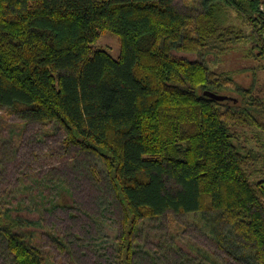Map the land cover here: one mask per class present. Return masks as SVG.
Returning a JSON list of instances; mask_svg holds the SVG:
<instances>
[{
	"label": "trees",
	"instance_id": "1",
	"mask_svg": "<svg viewBox=\"0 0 264 264\" xmlns=\"http://www.w3.org/2000/svg\"><path fill=\"white\" fill-rule=\"evenodd\" d=\"M199 1L181 12L174 0H0V108L60 129L66 149L100 161L121 209L120 264H138L142 221L168 213L197 215L225 254L191 246L194 264H264V180H250L264 154L234 132L264 133V97L201 59L246 42L245 58L264 59V0ZM106 32L119 40L117 59L94 47ZM230 84L236 99L203 95ZM48 182L11 195L53 194L44 204L67 192L64 182ZM5 202L0 252L8 264H52L21 229L30 222L14 216L21 204Z\"/></svg>",
	"mask_w": 264,
	"mask_h": 264
},
{
	"label": "rangeland",
	"instance_id": "2",
	"mask_svg": "<svg viewBox=\"0 0 264 264\" xmlns=\"http://www.w3.org/2000/svg\"><path fill=\"white\" fill-rule=\"evenodd\" d=\"M199 2L174 0L173 5L181 12H195ZM232 21L238 23L233 17ZM94 47L107 51L114 59L119 57V40L108 32L100 36ZM251 47L246 42L234 50L211 53L201 59L216 74L233 71L234 83L264 97V59L245 58L246 50ZM173 55L188 61L198 60L196 55L175 51ZM234 88L230 84V91L220 94L236 99L239 95ZM234 132L244 147L264 154V133L254 128H237ZM64 138L60 129L25 122L17 114L0 108V199L6 201L7 207L21 204L14 216L30 222L31 226L25 224L21 229L33 236L36 246L52 264H120L116 255L122 233L121 209L105 185L102 165L94 157L66 149ZM251 172L252 182L264 180L263 161L256 162ZM35 180H47L48 185L56 180L64 182L67 192L50 203L44 200L40 204L43 198H52L49 192L35 201L23 196L14 201L11 192L18 190L23 194ZM214 235L212 228L197 215L168 213L143 220L135 239L140 247L136 256L138 264H186L183 256L191 258L188 264H194L196 257L191 246L225 258ZM56 236L63 238L66 247L52 240ZM228 259L232 264H240ZM0 264H8L1 252Z\"/></svg>",
	"mask_w": 264,
	"mask_h": 264
},
{
	"label": "water",
	"instance_id": "3",
	"mask_svg": "<svg viewBox=\"0 0 264 264\" xmlns=\"http://www.w3.org/2000/svg\"><path fill=\"white\" fill-rule=\"evenodd\" d=\"M203 95L212 99V100H215V101H226V100H232V98L226 96V95H221V94H217V93H214V92H211V91H204L203 92Z\"/></svg>",
	"mask_w": 264,
	"mask_h": 264
}]
</instances>
